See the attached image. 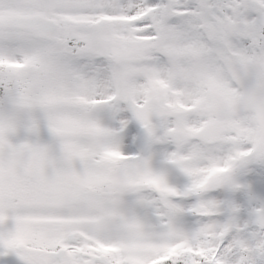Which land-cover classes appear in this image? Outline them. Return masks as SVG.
I'll return each instance as SVG.
<instances>
[{
  "label": "rangeland",
  "instance_id": "374dc122",
  "mask_svg": "<svg viewBox=\"0 0 264 264\" xmlns=\"http://www.w3.org/2000/svg\"><path fill=\"white\" fill-rule=\"evenodd\" d=\"M258 4L0 0V18L58 24L0 28V264H40L20 244L65 247L77 264L83 251L115 264H264L251 226L264 207ZM214 120L218 142H192ZM37 126L60 139L28 135Z\"/></svg>",
  "mask_w": 264,
  "mask_h": 264
},
{
  "label": "water",
  "instance_id": "95a60500",
  "mask_svg": "<svg viewBox=\"0 0 264 264\" xmlns=\"http://www.w3.org/2000/svg\"><path fill=\"white\" fill-rule=\"evenodd\" d=\"M264 11V5L260 6ZM260 24L264 27V15L260 19ZM7 26V27H19V28H26L35 30L38 32L48 33L56 29L57 24L47 18L42 16H17L9 19H1L0 20V27ZM223 130V126L219 122H212L205 125L203 128L198 130L194 135L193 138H203L207 139L210 142L216 141L217 133ZM30 134L54 140L59 138L60 133L56 129L49 128V127H38L28 131ZM150 142V133L145 126L140 127L139 134H138V144L140 146L141 152H145L148 144ZM254 221L252 222L253 226H258L260 229H264V209H259L255 212ZM18 249H25L24 246H18ZM29 252L32 254L33 257L36 259L43 261L45 263L50 262L52 259H55L57 256L62 260L66 261L68 258L69 262H65V264H74V260L70 254H68L67 250L60 249L58 251H46L43 249H30ZM87 255L90 257V261L87 263H93L95 261H100L103 264H114L111 261L107 260L104 255L96 256L92 254ZM72 261V262H71ZM64 264V263H63Z\"/></svg>",
  "mask_w": 264,
  "mask_h": 264
},
{
  "label": "flooded vegetation",
  "instance_id": "af4514ba",
  "mask_svg": "<svg viewBox=\"0 0 264 264\" xmlns=\"http://www.w3.org/2000/svg\"><path fill=\"white\" fill-rule=\"evenodd\" d=\"M58 248H60V247H56V248H50L51 250H55V249H58ZM85 260H86V258L85 259H83V261H82V264H85L84 262H85ZM39 263V262H38ZM40 264H43V263H40ZM49 264H60L59 263V260L58 259H56V260H54L53 262H51V263H49Z\"/></svg>",
  "mask_w": 264,
  "mask_h": 264
},
{
  "label": "trees",
  "instance_id": "16d2710c",
  "mask_svg": "<svg viewBox=\"0 0 264 264\" xmlns=\"http://www.w3.org/2000/svg\"><path fill=\"white\" fill-rule=\"evenodd\" d=\"M5 87H6V82H5L4 85H3L2 82H1V83H0V88L5 89ZM0 90H1V89H0Z\"/></svg>",
  "mask_w": 264,
  "mask_h": 264
}]
</instances>
